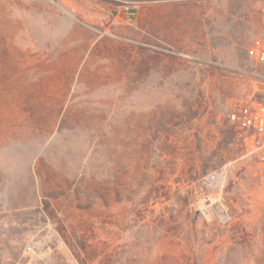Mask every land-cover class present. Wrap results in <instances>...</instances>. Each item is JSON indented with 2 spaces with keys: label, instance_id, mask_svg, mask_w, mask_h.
<instances>
[{
  "label": "rangeland",
  "instance_id": "374dc122",
  "mask_svg": "<svg viewBox=\"0 0 264 264\" xmlns=\"http://www.w3.org/2000/svg\"><path fill=\"white\" fill-rule=\"evenodd\" d=\"M262 1L0 0V264H264Z\"/></svg>",
  "mask_w": 264,
  "mask_h": 264
},
{
  "label": "built area",
  "instance_id": "2783aa9c",
  "mask_svg": "<svg viewBox=\"0 0 264 264\" xmlns=\"http://www.w3.org/2000/svg\"><path fill=\"white\" fill-rule=\"evenodd\" d=\"M124 11H128L129 7H123ZM262 14V34L248 49L249 59L259 67L264 68V0L261 3ZM264 79V75L253 74ZM245 125L249 129L246 136V146L250 151L254 149L264 148V103H255L249 112L245 115ZM264 164V151H261ZM210 179L215 180V175H211ZM27 251H31L28 247Z\"/></svg>",
  "mask_w": 264,
  "mask_h": 264
}]
</instances>
